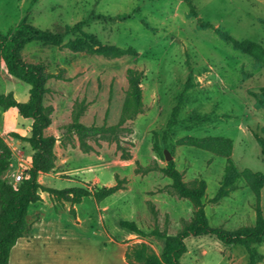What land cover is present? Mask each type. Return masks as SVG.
<instances>
[{
  "label": "rangeland",
  "instance_id": "374dc122",
  "mask_svg": "<svg viewBox=\"0 0 264 264\" xmlns=\"http://www.w3.org/2000/svg\"><path fill=\"white\" fill-rule=\"evenodd\" d=\"M22 18L52 30L81 22L100 44L133 51L97 52L73 33L59 45H25L23 58L43 62L52 75L44 104L51 113L46 133L57 138L56 161L54 169L38 176L42 187L91 188L120 182L122 188L101 201L85 196L79 203L41 190L42 199L29 207L26 236L34 230L44 237L34 240L35 250H27L25 238L20 240L11 264H126L125 250L141 242L160 253L162 238L132 234L119 221L133 220L146 232L156 226L173 234L192 216L191 202L172 191L171 180L160 170L167 162L165 150L185 181L206 180L203 200L211 225H252L257 208L264 216V155L259 143L264 139V107L255 106L258 98L264 100V61L257 64L216 33L226 31L264 50V0H0V31L11 34ZM128 67L142 71L143 111L117 128L120 147L112 136L96 135L86 139L85 150L65 125L81 101L85 109L80 120L86 125L116 124ZM29 88L7 73L0 57V92L26 101ZM181 93L179 115L169 125ZM30 123L16 108L0 106V134L13 153L5 176L14 184L30 164L32 149L24 139ZM205 137L229 140L234 165L249 171L217 201L212 198L227 156L187 143ZM37 220L43 222L33 229ZM185 242L180 264H248L241 245H225L211 235L188 236ZM256 249V264H264V241Z\"/></svg>",
  "mask_w": 264,
  "mask_h": 264
},
{
  "label": "trees",
  "instance_id": "16d2710c",
  "mask_svg": "<svg viewBox=\"0 0 264 264\" xmlns=\"http://www.w3.org/2000/svg\"><path fill=\"white\" fill-rule=\"evenodd\" d=\"M71 33L75 34L77 41L82 44L90 47L96 46L97 52L120 55L133 51L131 47L124 49L115 45L100 44L93 34L83 30L81 22L72 26L66 25L64 30H52L41 28L26 18H22L11 34L0 31V57L7 73L30 85L29 97L26 101L17 100L12 92H0V106L3 109L14 107L22 117L31 119L30 134L24 139L32 149L29 167L24 171L19 182L14 184L5 176L12 161V149L0 134V264H11L12 247L20 237L28 235L30 230L27 221L29 207L32 203L42 199L41 190L70 203H79L85 196H93L97 201H101L122 188L120 182L91 188L81 185L64 188L42 187L38 180L40 174L48 173L55 168L56 161L54 146L57 138L54 134L46 133V129L51 124V113L44 104V96L48 90L46 82L52 75L46 70L43 62L26 61L22 56V51L25 45L32 41L59 45L65 36ZM216 33L223 41L230 43L235 50L250 54L257 64L264 61V50L257 43L248 39L237 40L226 31L219 29H216ZM142 77L140 69L136 67L126 69L127 89L116 124L86 125L80 120L85 109L84 102L81 101L77 103L72 112V120L65 125L66 131L75 134L85 150L89 148L86 139L96 135L112 136L117 142V146L120 147V141L116 135L117 128L127 120L136 117L144 108ZM182 96L183 93L172 108L169 125L177 120ZM255 106L264 107L262 97L255 101ZM187 140L188 144L209 148L227 156L223 179L217 193L212 198L213 201H217L227 194L235 180L249 172L248 170L239 171L234 165L229 157L231 147L229 140L216 137L189 138ZM259 143L261 153L264 155V139H260ZM126 156V154L123 155V157ZM160 170L171 180L169 186L172 191L191 202L193 205L192 216L190 219H183L181 227L173 234L168 233L165 229L160 230L156 226L146 232L135 221L121 219L119 225L136 235H155L164 240L160 253L155 252L146 242L138 243L132 248L128 247L124 252L128 264H180V258L187 250L185 239L188 236L201 235L214 236L225 245H241L247 252L248 264L257 263L256 244L264 241V216L261 215L259 208H257L256 222L252 225H241L235 229L213 226L209 223L203 200L207 186L206 180L197 178L185 181L174 159L168 160ZM151 212L155 214L153 207H151Z\"/></svg>",
  "mask_w": 264,
  "mask_h": 264
},
{
  "label": "crops",
  "instance_id": "0c3cea01",
  "mask_svg": "<svg viewBox=\"0 0 264 264\" xmlns=\"http://www.w3.org/2000/svg\"><path fill=\"white\" fill-rule=\"evenodd\" d=\"M42 222H43L42 220L41 221L40 220L35 221L34 224H33V229H37L38 228V224H40V223L42 224ZM41 237H44L42 235V233H38V232H36L34 230H33V234L31 236H23V237H20L17 240V242L15 243V245L11 249V252H10V262H12V256H13L14 251L20 249V247H19L20 246V240H22L23 238H25L26 249L27 250H31V249L35 250V248L32 246L33 245V242H34L35 239L41 238ZM126 264H128V263L126 262Z\"/></svg>",
  "mask_w": 264,
  "mask_h": 264
},
{
  "label": "water",
  "instance_id": "95a60500",
  "mask_svg": "<svg viewBox=\"0 0 264 264\" xmlns=\"http://www.w3.org/2000/svg\"><path fill=\"white\" fill-rule=\"evenodd\" d=\"M164 153H165V158H166L167 161L170 160V159H172V155L169 153L168 150H165Z\"/></svg>",
  "mask_w": 264,
  "mask_h": 264
}]
</instances>
